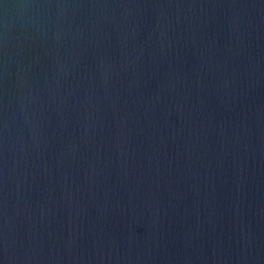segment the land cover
Segmentation results:
<instances>
[{"label":"water","instance_id":"water-1","mask_svg":"<svg viewBox=\"0 0 264 264\" xmlns=\"http://www.w3.org/2000/svg\"><path fill=\"white\" fill-rule=\"evenodd\" d=\"M0 264H264V0H0Z\"/></svg>","mask_w":264,"mask_h":264}]
</instances>
